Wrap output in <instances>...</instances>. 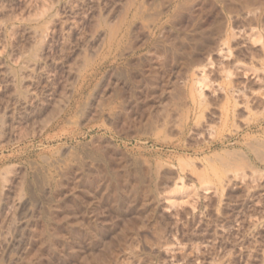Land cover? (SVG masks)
<instances>
[{
  "label": "rangeland",
  "instance_id": "1",
  "mask_svg": "<svg viewBox=\"0 0 264 264\" xmlns=\"http://www.w3.org/2000/svg\"><path fill=\"white\" fill-rule=\"evenodd\" d=\"M0 264H264V0H0Z\"/></svg>",
  "mask_w": 264,
  "mask_h": 264
},
{
  "label": "bare ground",
  "instance_id": "2",
  "mask_svg": "<svg viewBox=\"0 0 264 264\" xmlns=\"http://www.w3.org/2000/svg\"><path fill=\"white\" fill-rule=\"evenodd\" d=\"M229 75H230V72L227 71V75H226V78L229 79ZM202 79H198L196 82H195V85H197V88H196V91L197 94L199 95V97L202 96V89H201V85H202ZM236 92V91H235ZM241 92L237 91V95L235 97H237L234 101H235V104L238 103L237 99L239 98ZM236 107V106H235Z\"/></svg>",
  "mask_w": 264,
  "mask_h": 264
}]
</instances>
